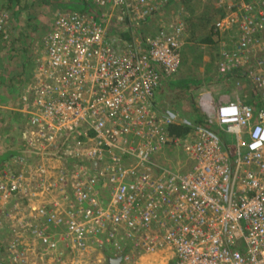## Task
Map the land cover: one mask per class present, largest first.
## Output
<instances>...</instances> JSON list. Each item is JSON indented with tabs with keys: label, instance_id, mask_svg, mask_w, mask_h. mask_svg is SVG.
Listing matches in <instances>:
<instances>
[{
	"label": "built area",
	"instance_id": "built-area-1",
	"mask_svg": "<svg viewBox=\"0 0 264 264\" xmlns=\"http://www.w3.org/2000/svg\"><path fill=\"white\" fill-rule=\"evenodd\" d=\"M82 1L94 10L57 15L14 110L37 158L0 166L12 263L91 264L99 249L120 264H264V0H218L214 30L237 33L218 72L250 69L261 107L220 101L209 126L158 107L186 23L140 32L176 0Z\"/></svg>",
	"mask_w": 264,
	"mask_h": 264
},
{
	"label": "rangeland",
	"instance_id": "rangeland-1",
	"mask_svg": "<svg viewBox=\"0 0 264 264\" xmlns=\"http://www.w3.org/2000/svg\"><path fill=\"white\" fill-rule=\"evenodd\" d=\"M35 1L23 0L20 4L11 3L9 11L14 13L13 10L15 12L21 10V13L17 17V22L8 25L7 20L5 26V34H12V41H0V163L2 159L9 158L13 154V158L23 157L28 161L34 160L37 156L27 150L21 151L23 149L19 146L22 128L24 134L26 121L14 111L21 104L24 90L33 80L36 61L44 51L43 41L47 30L45 25L49 24L50 18H54L53 13H49L50 7H45L46 15H40L39 9L32 11L30 4ZM4 3V0H0V9ZM40 6L44 7L43 4ZM41 13L43 14L42 11ZM223 13L224 10L218 6V0H176L162 15L147 27L145 26L141 32L139 31L141 36H150L170 22L184 21L187 42L192 44L191 49L185 45L182 51V63L176 77H172L174 80L170 85L171 90L165 88L169 93L166 95L167 91L159 90L158 105L160 107L170 108L180 116L194 122L196 112L204 114L199 104L204 102L200 101L203 94L209 93L219 99L233 93L234 97L238 98L237 101L246 102L248 94L245 91L252 85L250 69H245L222 83L212 80L211 75L216 72L220 62L222 44L231 45L237 36V33H223L219 36L212 34L215 22ZM122 32L120 33L123 34ZM129 34L137 36L138 31L126 32V35ZM205 56H208L209 60H205ZM196 81L199 83L193 85ZM177 86H183V88ZM190 86L189 94L186 88ZM172 154L177 153L172 151ZM6 230L2 229L0 223V264H13L6 252V239H8ZM3 233L5 237L2 236ZM101 252L95 249L91 256L93 258V261H90L91 264H108L106 260L109 255H103Z\"/></svg>",
	"mask_w": 264,
	"mask_h": 264
},
{
	"label": "trees",
	"instance_id": "trees-1",
	"mask_svg": "<svg viewBox=\"0 0 264 264\" xmlns=\"http://www.w3.org/2000/svg\"><path fill=\"white\" fill-rule=\"evenodd\" d=\"M6 1V0H5ZM8 1H11V0H8ZM15 1V0H14ZM23 0H18V1H16V3H18V4H20L21 2H22ZM77 7H75V8H68V7H66V8H63L60 12H67V11H78V12H83V13H90V12H92L94 9H93V5L92 4H89V3H85V2H83L82 0H77ZM4 6V4L1 6V9H0V11L4 14V13H6L7 15H8V17H9V19H8V25H11L13 22H17V17H19L20 16V13H21V10L20 11H16V12H14V13H12L11 11H9V7H3ZM28 8V7H27ZM29 24H30V21H29ZM7 25V26H8ZM215 29V27H213V29H212V34H214V35H216V36H219V35H221V33L219 32V31H215L214 30ZM126 32H132V31H123L122 33H123V35H125V36H123V37H125V39L127 38L129 41H132L133 40V36L132 35H126ZM132 34V33H131ZM6 36H7V34H6ZM136 36V35H135ZM187 38H188V36H187ZM4 41H8V38L6 39V40H4ZM242 69H244V68H242ZM242 69H240V70H242ZM218 70V69H217ZM240 72V71H239ZM219 73V72H218ZM233 76H235V75H233ZM232 74H228V75H222V74H220V77H222V79H224V80H229V79H231L232 77ZM213 80V79H212ZM171 81H173L172 80V78H170V80H168V81H166V79H164V80H162V84H161V86H160V88H159V90H161V92H162V90H163V88L164 87H166V85H167V83H170ZM214 81H215V79H214ZM195 83H199L198 81H196ZM175 85H176V83H175ZM177 87H182L183 88V86H177ZM190 88H191V86L190 87H187L186 89H188L187 90V93H189L190 94ZM257 94H255V93ZM158 93H159V91H158ZM253 93L255 94V98H256V101H255V98H254V100H252L251 102L252 103H250V105H252V107L255 109V110H259L260 109V107H261V105H260V103H259V100H260V98H259V95H258V93L256 92V89L253 87ZM255 101V102H254ZM159 102V101H158ZM159 104V103H158ZM158 107L159 108H162V109H164L163 107H160L159 105H158ZM208 119H209V117H208V114L206 113H204V114H202V113H199V112H196V117H195V121L193 122L194 124H199V125H204V126H209L210 124H209V121H208ZM170 132H171V134H173V135H176V136H178V137H183V136H185L188 132H189V128L188 127H185V126H182V125H173V126H171L170 127ZM19 147H21V149H23V150H21V151H28L29 149L26 147V145H25V143H24V141H22L21 143H20V146ZM62 148H63V146H62ZM61 151V150H60ZM49 155H53V156H59V152H56V151H50L49 153H48ZM14 157V154L13 155H11V157H7V158H5V159H2L3 161H1V163H0V166H2V165H4V163L5 162H7V161H10L12 158Z\"/></svg>",
	"mask_w": 264,
	"mask_h": 264
},
{
	"label": "crops",
	"instance_id": "crops-1",
	"mask_svg": "<svg viewBox=\"0 0 264 264\" xmlns=\"http://www.w3.org/2000/svg\"><path fill=\"white\" fill-rule=\"evenodd\" d=\"M16 1H18V0H15V1L14 0H11V1L6 0L5 3H4V5L7 6V7H10L11 6V3H14L15 4ZM41 4H43L44 7L43 6H40ZM30 5H31V8H32V11H36V9H39L38 12H39L40 15H46L45 7H50L49 9L51 11H49V13H53V17L54 18L53 19L50 18V21L48 22L49 24H46V25L44 24L45 25V29L47 28L46 33H48V31H50L52 29L53 25H54V22H55V19H56V15L58 13H60V11L63 8H66V7H68V8H75V7H77L78 4H77V0H36L35 2L31 3ZM41 11L43 12V14L41 13ZM13 12H15V11L13 10ZM8 35H7L8 36V42L9 41H12V39H13L12 38V34H8ZM187 46L191 49L192 44H187ZM204 58H205V60H209V57L208 56H205ZM175 75H174V77H176ZM211 76H213V78H212L213 80L215 79L219 83H222V82L227 81V80L222 79V77H220V74L218 73L217 68H216V72L213 73V75H211ZM168 80H170V78H167L166 79V81H168ZM172 80H174V78ZM172 84H173V81H171L170 83H167L166 87L163 88L162 92H164V90L167 91L166 89H170L171 90L170 85H172ZM193 85H197V84L196 83H193ZM245 92L248 94L246 96L247 97L246 98V101L249 102V103H252L251 101L254 100V98L256 97L255 96L256 93L255 92H254L255 94L253 93V87H252V85H250V89L246 90ZM168 93L169 92L167 91L166 92V95ZM234 96L235 95L233 93H230V95H228V96L225 95V96H223V97H221V98L218 99V97L215 98L212 95H209V93L203 94L202 99L200 98L201 99L200 101H204V102L203 103H201V102L199 103L200 106H201V108H202L201 111L202 112L204 111V113H205V111H208L209 110V107L208 106L216 105L220 101L222 102L223 100H233V101H237L238 98H236ZM227 97H230L231 99H228ZM255 101H256V98H255ZM22 141H23V128H22V137H21L20 142H22Z\"/></svg>",
	"mask_w": 264,
	"mask_h": 264
},
{
	"label": "water",
	"instance_id": "water-1",
	"mask_svg": "<svg viewBox=\"0 0 264 264\" xmlns=\"http://www.w3.org/2000/svg\"><path fill=\"white\" fill-rule=\"evenodd\" d=\"M121 262V257L115 258V259H110L108 264H120Z\"/></svg>",
	"mask_w": 264,
	"mask_h": 264
}]
</instances>
